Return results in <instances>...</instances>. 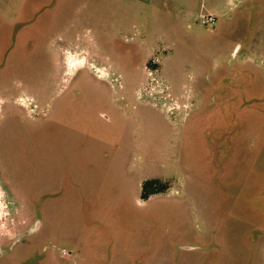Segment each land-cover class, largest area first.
<instances>
[{
  "label": "rangeland",
  "instance_id": "374dc122",
  "mask_svg": "<svg viewBox=\"0 0 264 264\" xmlns=\"http://www.w3.org/2000/svg\"><path fill=\"white\" fill-rule=\"evenodd\" d=\"M0 91V264H264V0H0Z\"/></svg>",
  "mask_w": 264,
  "mask_h": 264
},
{
  "label": "crops",
  "instance_id": "0c3cea01",
  "mask_svg": "<svg viewBox=\"0 0 264 264\" xmlns=\"http://www.w3.org/2000/svg\"><path fill=\"white\" fill-rule=\"evenodd\" d=\"M208 14H211V15H213L216 18L215 14L213 12H210ZM63 94H65V93H63ZM0 95H2L3 97H6L8 95V93H5V91H0ZM8 101H10V100H8ZM3 103H5V102H3ZM17 108H20V107H17ZM262 190L264 191V186L262 187ZM45 197H47V196H45ZM37 221L38 220H34L33 223H32L33 225L32 224H31L32 226L31 225H28L26 228L27 229L30 228V230H31V229H33L36 226L35 229H34V231L32 232V233H36L41 228V222L38 221V224L36 225ZM217 236L218 235H214L213 236L214 237L213 243H210V242L202 243V242H199L197 240V241L194 242V243H200L197 246H192V244H186L185 243L186 245H184L181 248L182 249H185V251L199 250L200 252H203V253H209V254L211 253V254H213L216 251H220L221 250V247L223 246L222 244H220V243L217 242L219 240ZM261 236H263V235L260 234V236L252 244L253 237H251L250 235H240L242 247H240L238 250H236V252H238V254L237 253H235V254L234 253H231L234 257L230 256L229 257V262H231L232 264H235L236 262H239L240 261L239 258H238L239 256L245 257L247 251L251 254V250L252 251L253 250H256L257 247H259V243L261 242ZM148 241H149V239H148ZM175 244H176L175 242H169V243L166 242V243H163L162 244L160 242V239H157V241H156L154 238H152L150 242H147V246L145 248L146 249H149L152 252V254H154L155 252H159V251H161L163 249H166V250L172 249V246L174 247ZM202 247H204V248H202ZM62 254H65V253L62 252ZM241 254H243V255H241ZM248 261L249 260H246L245 259V262H248ZM253 264H256L255 263V260H254V263Z\"/></svg>",
  "mask_w": 264,
  "mask_h": 264
},
{
  "label": "flooded vegetation",
  "instance_id": "af4514ba",
  "mask_svg": "<svg viewBox=\"0 0 264 264\" xmlns=\"http://www.w3.org/2000/svg\"><path fill=\"white\" fill-rule=\"evenodd\" d=\"M33 21H30L28 23H26V26L27 24L29 23H32ZM239 47V46H238ZM240 49V48H239ZM238 48L233 51V53L231 54V57H230V61L229 62H233L234 61V56L236 55V53L238 52ZM253 102H256V100H253ZM221 138V137H220ZM210 139H215L211 136ZM224 140V139H223ZM215 150V149H214ZM34 221V219H33ZM30 228L25 230V231H21L17 234H15L12 239L8 242L7 245H2L0 244V255H4V254H10L14 247L21 241L23 240L25 237H27L28 235H32L34 233H30ZM261 233H256L254 234L253 236V239H252V244L256 241V239L260 236ZM212 241V240H211ZM213 243V241H212ZM204 248V247H202ZM45 249L46 247H41V250H36L35 252H32L26 259H25V264H43V261L45 259Z\"/></svg>",
  "mask_w": 264,
  "mask_h": 264
},
{
  "label": "trees",
  "instance_id": "16d2710c",
  "mask_svg": "<svg viewBox=\"0 0 264 264\" xmlns=\"http://www.w3.org/2000/svg\"><path fill=\"white\" fill-rule=\"evenodd\" d=\"M156 182V183H155ZM158 181H146L142 184V193H141V198H146L150 194L156 193V192H161L164 190L166 187H161V188H154V186L157 184Z\"/></svg>",
  "mask_w": 264,
  "mask_h": 264
},
{
  "label": "built area",
  "instance_id": "2783aa9c",
  "mask_svg": "<svg viewBox=\"0 0 264 264\" xmlns=\"http://www.w3.org/2000/svg\"><path fill=\"white\" fill-rule=\"evenodd\" d=\"M216 18L211 14L200 15V23L202 25H213Z\"/></svg>",
  "mask_w": 264,
  "mask_h": 264
},
{
  "label": "water",
  "instance_id": "95a60500",
  "mask_svg": "<svg viewBox=\"0 0 264 264\" xmlns=\"http://www.w3.org/2000/svg\"><path fill=\"white\" fill-rule=\"evenodd\" d=\"M37 224H38V221H37L36 225H37ZM35 227H36V226H35ZM35 227H34L33 229L30 230V233H32V232L34 231Z\"/></svg>",
  "mask_w": 264,
  "mask_h": 264
}]
</instances>
